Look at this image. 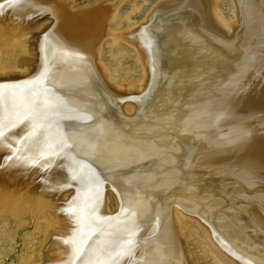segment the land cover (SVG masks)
<instances>
[{"label": "bare ground", "instance_id": "obj_1", "mask_svg": "<svg viewBox=\"0 0 264 264\" xmlns=\"http://www.w3.org/2000/svg\"><path fill=\"white\" fill-rule=\"evenodd\" d=\"M151 1L0 0V83L41 70L48 33L46 83L77 110L27 140L30 121L5 131L0 264L30 225L12 264H68L79 184L50 190L68 155L104 181L101 216L137 213L135 264H195L190 245L204 263L264 264V0ZM57 129L70 147L44 168L28 157Z\"/></svg>", "mask_w": 264, "mask_h": 264}, {"label": "snow or ice", "instance_id": "obj_2", "mask_svg": "<svg viewBox=\"0 0 264 264\" xmlns=\"http://www.w3.org/2000/svg\"><path fill=\"white\" fill-rule=\"evenodd\" d=\"M9 7H15L21 0H7ZM2 7V6H0ZM45 33L40 44L43 66L39 72L29 79L0 83V143H3L5 131L15 128L25 121L31 122V131L20 139L27 140L41 129L50 131L56 124L51 120L53 114L72 116L76 113L74 108L63 106L59 97L53 93L46 81L50 79V60L55 59L53 45ZM64 55L80 57L79 53H68L63 47L57 49ZM82 58V57H80ZM90 119L88 116L79 117ZM13 155L19 149H13ZM69 140L63 136L59 129L55 135L45 138V143L35 156L28 157L34 162L45 159L42 165L48 168L53 161L49 157L59 156L69 148ZM9 156L6 159H12ZM19 159V156H16ZM73 160L75 167H69V177L66 181H58L52 191H64L73 187L72 182H78L76 194L68 201L66 211L73 217L75 227L65 244L71 245V257L68 264H122L124 258H128L130 264H135L134 251L137 242L134 237L138 229L134 226V217L137 213L131 208H125L121 203L120 212L116 216H101L99 208L102 205V185L104 181L96 174L95 170L77 161L75 157L68 155ZM47 183H52L50 180Z\"/></svg>", "mask_w": 264, "mask_h": 264}, {"label": "rangeland", "instance_id": "obj_3", "mask_svg": "<svg viewBox=\"0 0 264 264\" xmlns=\"http://www.w3.org/2000/svg\"><path fill=\"white\" fill-rule=\"evenodd\" d=\"M147 1H148V3H150L151 0H147ZM156 1L157 0H154V1L152 0L151 3L156 2ZM78 2L87 3V0H78ZM224 9L226 10V7ZM31 227L32 226L30 225V226H28L27 229H22V230H20L18 232V234L16 236V240H15V245H14L13 251L8 254V256L5 258V261H4L3 264H12L14 261H16L17 255L21 254V248H22V244H23V240H22L23 236L27 232H31L32 231ZM193 248H194L193 245L189 246V249L192 252L191 253V260H192L193 263H195V264H210V262L204 263L203 260L200 259V253L194 252ZM9 249H6V250L9 251Z\"/></svg>", "mask_w": 264, "mask_h": 264}]
</instances>
